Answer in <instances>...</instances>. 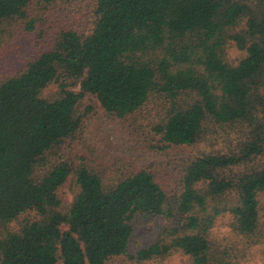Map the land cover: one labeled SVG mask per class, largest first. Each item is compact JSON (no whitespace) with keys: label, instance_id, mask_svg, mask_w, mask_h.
Instances as JSON below:
<instances>
[{"label":"trees","instance_id":"1","mask_svg":"<svg viewBox=\"0 0 264 264\" xmlns=\"http://www.w3.org/2000/svg\"><path fill=\"white\" fill-rule=\"evenodd\" d=\"M59 1L0 0V55L15 28L46 26L0 78V264L264 260V0H94L87 28L53 29ZM232 44L246 52L237 65ZM97 107L196 153L173 185L76 164ZM148 216L162 219L156 240L134 250Z\"/></svg>","mask_w":264,"mask_h":264},{"label":"rangeland","instance_id":"2","mask_svg":"<svg viewBox=\"0 0 264 264\" xmlns=\"http://www.w3.org/2000/svg\"><path fill=\"white\" fill-rule=\"evenodd\" d=\"M94 0L59 1V8L49 13L50 25L53 29L59 26L84 29L89 26L90 10ZM46 26L38 25L34 32H26L23 27L15 28L14 35L5 42L0 55V78L15 74L26 63L31 55L42 47L44 40L39 37V31ZM53 31L48 33L50 36ZM230 61L237 65L246 56V52L232 44L228 50ZM93 102L98 105L97 101ZM150 122L143 116L137 120L109 119L97 107L94 115L85 122L82 141L68 152L76 164L84 163L107 176H117L130 171L148 168L156 172L162 183L173 185L179 174L178 166L184 157L194 155L192 147L166 146L159 137L151 133ZM70 181L62 189L65 203L73 201ZM162 225L161 218L148 216L137 228L133 240L136 245L154 243L156 230ZM229 229L218 226L215 232L228 233ZM117 264H132L120 260ZM156 264V263H150ZM164 264H188V258L177 254ZM249 264H264L261 258L253 259Z\"/></svg>","mask_w":264,"mask_h":264}]
</instances>
